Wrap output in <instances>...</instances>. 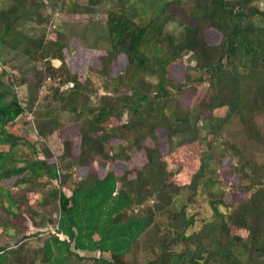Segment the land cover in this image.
<instances>
[{
  "label": "trees",
  "instance_id": "16d2710c",
  "mask_svg": "<svg viewBox=\"0 0 264 264\" xmlns=\"http://www.w3.org/2000/svg\"><path fill=\"white\" fill-rule=\"evenodd\" d=\"M259 1L2 0L0 48L18 47L42 63L29 70L31 78L0 73V208L10 216L0 227L13 225L18 234L27 217L37 228L0 245V264H27L26 259L34 264L38 256L42 264H129V252L148 229L155 246L144 264H264V167L228 141L221 155L236 157L237 182L227 201L208 151H201L189 180L178 184L159 141L163 130L168 152L187 144L210 145L207 135H215L228 119H237L258 141L253 116L264 114V7ZM55 5L86 14L104 7L105 18L98 22L103 24L87 46L105 44L99 56L104 93L95 102L89 100L90 90L96 92L87 86L89 79L80 81L68 69L59 31L46 39L14 30L25 21L46 22L39 7ZM69 29L84 42L76 27ZM209 29L221 34L218 43H207ZM119 54L126 64L112 73ZM53 58L60 61L56 67ZM185 60L187 70L198 72L193 80L206 86L200 97L186 71L183 81L171 74L172 66ZM25 84L29 93L24 95L19 88ZM215 109L226 112L214 116ZM61 113H71L69 120L63 121ZM25 114L41 156L18 152L30 142L11 126ZM54 131L62 150L52 160L46 139ZM73 139L79 144L76 153ZM132 151L142 152L145 161L118 175L114 163L131 160ZM108 163L111 167L101 174L98 166ZM185 188H200L209 211L189 214L195 199L179 197ZM33 194L38 195L31 200ZM37 235L43 236L39 246L28 252L25 241Z\"/></svg>",
  "mask_w": 264,
  "mask_h": 264
},
{
  "label": "rangeland",
  "instance_id": "374dc122",
  "mask_svg": "<svg viewBox=\"0 0 264 264\" xmlns=\"http://www.w3.org/2000/svg\"><path fill=\"white\" fill-rule=\"evenodd\" d=\"M77 1L83 3V0ZM1 3L2 0L0 4ZM8 3L9 2L4 1L2 8H7ZM259 7H264V0L259 1ZM39 14L43 19H46L47 21L41 24H34L33 21H25L23 25H14V30L19 29L25 34H29L30 32L34 38H40L41 35L44 34L46 39L55 38L56 35L54 31H59L63 39V52L65 55L66 63L68 65V69H70L72 73H76V76L80 81L89 79V83L87 86L89 88L96 89V92L90 90L91 93L89 100L91 102H95L97 97L100 94L104 93L101 86L103 78L100 77L101 74L99 73V69L101 67L99 56L103 54V48H105V44L101 42H99V44L96 43L95 48H88L87 46L92 45L95 41L93 31L98 32L100 27L99 25L103 24H99L98 22L105 18L106 13L104 12V7L100 8L99 10L97 9V11L92 12V14H86L79 11H73L67 6L59 10V6L55 5L54 9H50L48 7H39ZM32 23L33 29L30 30V25ZM85 24L88 25L87 28L85 27ZM70 26H74L77 28L79 34L85 38L84 42L79 40L74 32L69 29ZM205 38L207 43L216 44L219 42L221 34L215 29H209L205 35ZM97 47H99L100 49H97ZM0 55L2 56V58H0V73H2L1 75L4 78L8 76L13 79H19L21 75H27L29 78H31L29 70L34 66L41 67L42 63L41 60L36 62L32 61L27 55L21 53L18 47L8 48L4 51L3 48H0ZM185 62L186 60L183 62L175 63L171 68V74L176 81H183L185 79L184 71H186L189 78L192 80L190 81L191 89H194L195 95L197 97H200L202 93H204L206 86L203 85L204 83L193 80L198 76V72L194 70H187V65L185 64ZM51 64L56 67L60 64V61L57 58H53L51 59ZM125 64V57L122 54L117 55L114 58L112 73L117 72L118 69L125 66ZM49 83L50 81L47 78L45 84L48 85ZM64 88L65 85H62L61 89L63 90ZM19 89L20 92L22 91V94L24 95L25 93H29V88H27L26 84L22 87V90L21 88ZM44 90L45 86L40 90V92H44ZM225 112L226 111L224 109H215L214 116L224 115ZM61 114V118H63V121L69 120L71 116V113ZM29 117L30 115L25 114L20 118V120L17 119L16 122L12 124L11 128L14 129L18 134L24 136L27 143L30 142V145L24 144V146L20 147L18 152L29 153V155L34 156L36 150H41V145L34 130L28 128L29 120L27 121V119ZM253 118L260 129V133H258L257 135V142L250 137V135H252L253 133L247 127L238 122L237 119H228V121L223 125L222 128H220V130L216 132L215 135H207V142H209V140H212L210 145L204 143L201 146L197 147L196 144H187L173 149L174 151L172 152H168L166 149L167 144L165 132L163 130H160V149L164 154V158L168 162L171 177L174 178L175 182L178 184L186 183L189 180L191 173L196 168L201 151L205 149L211 156V167L216 168L217 175L219 176L218 178H221L223 180V186L226 193L225 199L229 201L231 195H229L228 193H230L232 187L237 182V175L232 172V167L234 165L236 157L233 158L229 154L224 156L221 155V150L226 149V147L228 146V141L241 146L243 153L251 163L259 167H264V114L260 113L256 116H253ZM61 142L62 141L59 137L58 131H54L48 137V139H46V145L52 152V160L58 158V154L62 150ZM120 142L124 144L126 143L122 140H120ZM144 143L147 144L151 142L149 139H146ZM32 144L34 146H32ZM107 146L108 144L105 145V148ZM72 149L74 153H76L79 149V144L76 139H73ZM131 153L133 156L131 160L127 162L116 161L114 163L113 168L114 170H116V173L118 175H120L125 169L128 168H140L142 163L145 161L142 152L132 151ZM17 155L19 154L17 153ZM37 155L41 156V152H38ZM109 165L110 163H108L107 166H98L100 173L103 174L105 170L104 168L108 167ZM109 167H111V165ZM128 176L132 177L133 172H130ZM199 189L197 191H194L192 189L185 188L179 194V197L181 198H184L186 195H191L194 197V203L187 208L189 214L196 211L197 209H200V211L203 213L208 212L210 209L208 207L207 200H205L204 198H200V196L198 195ZM65 191H67V189H65ZM37 195L33 194L31 200L36 199ZM239 195H242V193L240 192ZM6 204L7 202L5 203V205ZM198 216H196V218H198ZM9 217V214L4 209L0 208V223L6 222ZM13 222L18 224L17 219H14ZM22 223L24 228L21 227L20 222V232L18 234L15 233L13 225L9 226L5 224L4 226H1L0 245H11L20 238L19 236L21 234L25 233L27 235L29 233L32 234L37 231V228L31 225L29 218L25 217L22 220ZM195 223V228H198L200 226L199 220H196ZM153 233H151L148 229V231H146L142 235L141 239L139 240L138 247L132 249L127 256L129 264H144L147 260L146 256L147 258H149L151 255H153L154 252L151 249L152 246H155V243L153 242ZM42 237L43 236L40 235L32 236V238L25 241L28 243L25 244L24 247L28 249V252L32 251L33 249L36 250V248L40 244L39 240ZM85 255L97 256L98 252H86ZM104 255L105 257H108L107 253H105ZM39 257L40 256L35 258L34 264H42V261ZM29 260L30 259H26L27 264ZM81 264H92V262L91 260L83 261Z\"/></svg>",
  "mask_w": 264,
  "mask_h": 264
},
{
  "label": "crops",
  "instance_id": "0c3cea01",
  "mask_svg": "<svg viewBox=\"0 0 264 264\" xmlns=\"http://www.w3.org/2000/svg\"><path fill=\"white\" fill-rule=\"evenodd\" d=\"M86 252H89V251H84L83 253L86 254ZM89 253H91V252H89Z\"/></svg>",
  "mask_w": 264,
  "mask_h": 264
}]
</instances>
